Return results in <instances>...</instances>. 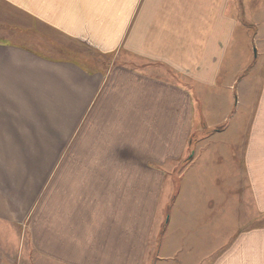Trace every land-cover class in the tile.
I'll return each instance as SVG.
<instances>
[{
	"label": "crops",
	"instance_id": "0c3cea01",
	"mask_svg": "<svg viewBox=\"0 0 264 264\" xmlns=\"http://www.w3.org/2000/svg\"><path fill=\"white\" fill-rule=\"evenodd\" d=\"M0 224L35 264H264V0H0Z\"/></svg>",
	"mask_w": 264,
	"mask_h": 264
},
{
	"label": "rangeland",
	"instance_id": "374dc122",
	"mask_svg": "<svg viewBox=\"0 0 264 264\" xmlns=\"http://www.w3.org/2000/svg\"><path fill=\"white\" fill-rule=\"evenodd\" d=\"M250 28V27H249ZM45 37L41 38V47H36L27 43L32 48L39 49L40 53L49 57H70L81 61L90 69L103 68L113 59V56L102 55L84 43L73 41L60 36L57 32H42ZM16 39V38H15ZM202 101H194L195 110L202 114ZM198 116V115H197ZM195 116V122L199 119L200 123L205 122L204 116ZM207 129V128H206ZM209 130H205L207 134ZM203 133L201 130L200 136ZM197 136L193 137V144L197 142ZM191 147V145H190ZM193 147V146H192ZM193 149V148H192ZM23 229L0 224V264H35L33 259L28 258L27 237Z\"/></svg>",
	"mask_w": 264,
	"mask_h": 264
}]
</instances>
